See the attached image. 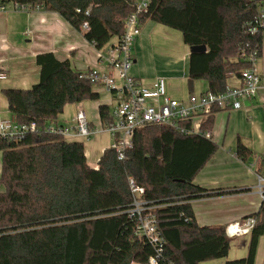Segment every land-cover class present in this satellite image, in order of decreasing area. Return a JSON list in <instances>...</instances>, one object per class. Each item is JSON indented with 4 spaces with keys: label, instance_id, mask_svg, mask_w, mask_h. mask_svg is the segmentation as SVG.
Wrapping results in <instances>:
<instances>
[{
    "label": "trees",
    "instance_id": "trees-1",
    "mask_svg": "<svg viewBox=\"0 0 264 264\" xmlns=\"http://www.w3.org/2000/svg\"><path fill=\"white\" fill-rule=\"evenodd\" d=\"M264 0H150L139 16L181 33L189 49L187 86L206 83L205 92L222 93L228 80L249 67L246 45L261 53L262 33L251 35L250 23ZM56 13L95 50H104L124 32L125 20L135 11L134 0H0ZM87 23L88 30L81 27ZM247 51V50H246ZM40 69L30 89H6L8 111L18 124L34 122L38 132L19 142L0 138V264H149L156 250L136 235L130 216L132 198L128 178L144 187V200L165 240L158 264H199L227 258L231 238L223 226H199L191 202L220 194L194 184V179L217 150L206 138L213 109L200 125L201 134L184 135L164 125H146L132 138L123 161L114 149L104 150L98 170L90 168L84 146L44 132L56 124L66 105L97 102L93 85L80 79L71 62L52 53L36 56ZM101 122L112 120L100 105ZM189 127V123L183 124ZM235 154L242 161L251 151L240 141ZM255 224L249 233L246 257L225 264H254L264 233V198L246 216Z\"/></svg>",
    "mask_w": 264,
    "mask_h": 264
},
{
    "label": "crops",
    "instance_id": "crops-1",
    "mask_svg": "<svg viewBox=\"0 0 264 264\" xmlns=\"http://www.w3.org/2000/svg\"><path fill=\"white\" fill-rule=\"evenodd\" d=\"M3 6L4 10H0V73L5 75V78L0 80V121L13 118L2 91L27 90L38 83L40 69L36 64L37 55L52 53L58 60L68 59L77 71L92 67L96 59V53L94 55L92 52V50L95 52V49L84 39L83 34L74 30L56 13L32 9L16 10L13 2ZM149 22L151 21L141 26L142 31L147 30V34L157 30L156 26ZM160 27L167 28L162 25ZM151 41V34L142 37L141 32L134 43L132 67L134 65L137 67H134L133 71L131 67L129 73L135 79L143 76L138 63L140 64L143 58L147 43ZM189 53V51L183 53L181 58L179 53L173 61V69L163 75L167 80V94L171 98L185 100L191 94L188 92L183 95L188 89V64L182 65L181 61L188 63ZM256 69L260 74V89L257 96L251 100H243L239 110H222L216 113L212 128L208 132L211 141L217 145V150L193 182L204 189L221 193L191 202L194 218L199 226L227 227L242 222L246 216L256 212L260 207L262 199L258 191L259 179L263 180L261 185L264 188V30ZM153 81L154 77L143 80L147 85ZM228 82L236 84L235 79H229ZM194 87L193 83L192 94L204 93L207 89L205 82L201 83L199 90L195 91ZM93 89L99 94V101L66 105L56 124L72 125L77 107L81 106L86 111L87 106L86 114L91 126H100L98 107L102 104L112 107L113 100L104 89L98 87ZM110 139L108 134L101 133L93 141L76 139L72 142L82 143L87 163L94 159L96 164L92 167L98 168V160L104 150L110 148ZM238 141L251 151L246 161H242L235 154ZM86 143H89L88 148ZM96 148L99 151H96ZM248 244L249 234L231 238L227 258L199 264H225L226 261L242 259L247 255ZM254 264H264V233L258 241Z\"/></svg>",
    "mask_w": 264,
    "mask_h": 264
},
{
    "label": "built area",
    "instance_id": "built-area-1",
    "mask_svg": "<svg viewBox=\"0 0 264 264\" xmlns=\"http://www.w3.org/2000/svg\"><path fill=\"white\" fill-rule=\"evenodd\" d=\"M134 1L135 11L125 20L123 34L106 49L95 50V64L79 71L80 79L88 80L93 87L104 89L112 97V120L101 122L98 127L91 126L86 111L78 106L71 127L48 124L44 128L45 133L58 135L68 142L76 139L89 140L92 136L106 133L112 139L110 148L115 150L119 161L124 160L125 151L132 147V138L138 129L150 124L164 125L184 135H199L203 119L213 109L239 110L242 101L254 99L260 89V74L256 69L259 52L248 45L242 53L249 67L242 70L239 77H231L236 84L228 82L222 93L189 94L185 100H179L168 96L167 83L163 78L154 79L149 85L133 78L129 71L134 62V43L141 33L139 16L146 12L150 0ZM257 5V16L248 28L251 35L264 30V2L259 1ZM14 8L20 11L40 10L15 3ZM0 10H4L3 5H0ZM81 29L87 31V23ZM4 78L5 75L0 73V80ZM187 123L189 127L183 126ZM38 130L34 122L18 124L13 118L0 121V138L3 140L19 142L26 135ZM205 136L211 138L208 132ZM262 182L259 179L258 191L261 199L264 198ZM127 183L132 198L130 216L136 221V235L156 250V257L151 258L149 264H158L165 240L157 226L154 214L156 207L144 200V187L138 185L133 178H128ZM254 224V218L247 217L242 222L228 225L225 232L228 238L244 236L250 233Z\"/></svg>",
    "mask_w": 264,
    "mask_h": 264
},
{
    "label": "rangeland",
    "instance_id": "rangeland-1",
    "mask_svg": "<svg viewBox=\"0 0 264 264\" xmlns=\"http://www.w3.org/2000/svg\"><path fill=\"white\" fill-rule=\"evenodd\" d=\"M149 23H151L153 26H156L155 28H157L158 31L157 30H155V32L151 31V32H148L147 34V30L145 31L144 29L142 31V28H141L142 37L149 36L150 34L152 36V41L147 43V47L146 49H144V52H143V58L141 60L139 59L140 64L138 63V67H140V69L142 70L143 76H138L137 78L142 81L148 79V77H154V79H157V78L165 79L163 75L165 73H169L173 69L172 64H173L174 59L177 57V55L180 53L179 57L181 58L183 53L189 51V48H187L183 44L182 35L180 32L170 29V28H166V29L162 28L160 27L159 24L154 23L152 21ZM139 51L141 53V49ZM92 52L95 55V52L93 50ZM181 61H182V65L188 64L185 61L183 62V60ZM134 67H137V65H134L132 67V71ZM201 83L203 84L201 80H197L196 83L194 82L195 91L201 89ZM186 91L187 92H183L184 93L183 95L189 92L188 89H186ZM169 95L171 96L172 94H169ZM87 109L88 108L86 106V112L88 111ZM109 109L112 110V107H109ZM68 126L71 127L72 125L68 124ZM97 137H99V135L92 136L89 140L93 141ZM86 144L88 148L89 143H86ZM109 144H112L111 139H110ZM97 150L98 149L96 148V151ZM98 156H99V153H98ZM88 163H87L88 166L94 169L92 167V165L96 164V162H94V159H90Z\"/></svg>",
    "mask_w": 264,
    "mask_h": 264
},
{
    "label": "water",
    "instance_id": "water-1",
    "mask_svg": "<svg viewBox=\"0 0 264 264\" xmlns=\"http://www.w3.org/2000/svg\"><path fill=\"white\" fill-rule=\"evenodd\" d=\"M205 51V46H197V47H191L189 49L190 53H202Z\"/></svg>",
    "mask_w": 264,
    "mask_h": 264
}]
</instances>
